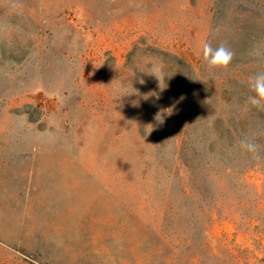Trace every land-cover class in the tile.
Here are the masks:
<instances>
[{
	"label": "rangeland",
	"instance_id": "rangeland-1",
	"mask_svg": "<svg viewBox=\"0 0 264 264\" xmlns=\"http://www.w3.org/2000/svg\"><path fill=\"white\" fill-rule=\"evenodd\" d=\"M257 73L264 0H0V264H264Z\"/></svg>",
	"mask_w": 264,
	"mask_h": 264
},
{
	"label": "clouds",
	"instance_id": "clouds-1",
	"mask_svg": "<svg viewBox=\"0 0 264 264\" xmlns=\"http://www.w3.org/2000/svg\"><path fill=\"white\" fill-rule=\"evenodd\" d=\"M200 54L207 66L213 70H226L232 63L235 55L234 52L225 44L221 43L214 47L210 41L203 42ZM158 70L159 69H152L149 73L156 76L155 73ZM249 87L254 92V95L248 97V104L252 108L264 110V73H257L251 77L249 79ZM239 146L242 151L258 155V146L248 138L242 139L239 142Z\"/></svg>",
	"mask_w": 264,
	"mask_h": 264
}]
</instances>
